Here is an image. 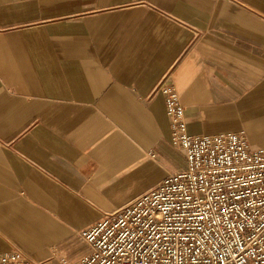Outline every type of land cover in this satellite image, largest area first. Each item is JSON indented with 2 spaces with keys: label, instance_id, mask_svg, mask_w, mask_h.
Segmentation results:
<instances>
[{
  "label": "crops",
  "instance_id": "0c3cea01",
  "mask_svg": "<svg viewBox=\"0 0 264 264\" xmlns=\"http://www.w3.org/2000/svg\"><path fill=\"white\" fill-rule=\"evenodd\" d=\"M162 82L190 135L264 146V0H0V254L76 262L186 166Z\"/></svg>",
  "mask_w": 264,
  "mask_h": 264
},
{
  "label": "built area",
  "instance_id": "2783aa9c",
  "mask_svg": "<svg viewBox=\"0 0 264 264\" xmlns=\"http://www.w3.org/2000/svg\"><path fill=\"white\" fill-rule=\"evenodd\" d=\"M186 166L79 231L69 264H264V146L243 131L190 135L176 87L162 82ZM0 264L34 262L20 251Z\"/></svg>",
  "mask_w": 264,
  "mask_h": 264
}]
</instances>
